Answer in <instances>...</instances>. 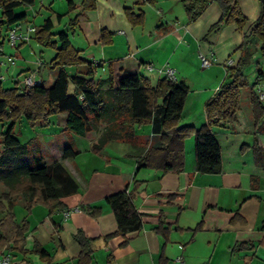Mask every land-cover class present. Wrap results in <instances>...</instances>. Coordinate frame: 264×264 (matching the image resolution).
I'll use <instances>...</instances> for the list:
<instances>
[{
    "label": "crops",
    "instance_id": "0c3cea01",
    "mask_svg": "<svg viewBox=\"0 0 264 264\" xmlns=\"http://www.w3.org/2000/svg\"><path fill=\"white\" fill-rule=\"evenodd\" d=\"M55 1L51 0L42 23L33 27L39 29L51 18L55 29L70 33L65 26L69 17L61 22L57 19V15L68 12V3L62 12L57 10ZM73 1L80 4L82 0ZM96 1V10L86 12L79 19L71 39L86 59L102 64L97 77H108L111 67L115 76L121 71L139 74L155 85L163 77L157 71L148 70L147 66L172 68L179 76L178 81L184 82L191 92L180 126L201 128L205 125V104L225 80L228 61H233V66L239 61L238 48L243 42L242 33L235 25L208 35L222 15L218 4L213 3L197 22L187 24L183 5L177 0ZM145 2L151 5L147 12L141 8ZM239 2L249 19L246 31L250 34L260 16V3L258 0ZM35 5L25 9L28 20L32 17L30 11L36 14L34 19L42 15L43 10L35 11ZM125 8H133L137 13L143 11L145 24L133 27L125 16ZM148 13L153 17L149 26ZM165 28H172V31L167 33ZM103 29L113 34L109 46L100 41ZM188 52L203 70L199 78L201 86H194L195 73L190 70ZM202 54L211 58L214 63L211 68L203 69ZM65 70L71 77L86 72L80 67ZM260 70L264 72V68ZM259 71L256 79L260 84L264 82V75L259 78ZM50 75L52 73H44L43 78ZM251 94L250 90L246 95L250 105ZM241 113L242 110L231 131L215 133L222 149L220 174L197 171L194 137L186 141V169L180 174L140 169L130 156L134 148L128 143H110L102 155L91 150L81 151L72 160L73 169L67 165L69 160H65V166L80 185L79 193L65 198L67 208L52 216L42 206L35 207L29 215L25 211L24 218L27 217L31 227L25 246L27 257L24 259L22 254L8 249L0 255L10 253L12 264H27V261L46 264L33 254L35 244H39L53 256V264H78L81 248L74 235L81 229L94 240L92 264H107L109 256L113 257L112 264H264V164L253 149L256 137L262 143L263 138L262 134L256 136L254 133L252 106L245 121ZM145 127L146 130L144 127L137 129L139 138L159 145V135L153 133L152 125ZM86 138L92 144L97 133ZM118 145L121 146L116 149V155H112L111 149ZM84 153L90 154L91 159H102V166H90L89 161H81L86 157ZM127 189L133 193L136 208L143 215L144 228L128 235L127 244L122 245L124 237H108L117 231V223L106 199ZM170 195L176 197L172 199ZM87 206L101 207L103 214L92 218L81 211L64 219L65 211ZM160 218L171 226L166 243L156 230ZM17 221H20L18 217ZM200 223H203L202 229L194 231Z\"/></svg>",
    "mask_w": 264,
    "mask_h": 264
},
{
    "label": "trees",
    "instance_id": "16d2710c",
    "mask_svg": "<svg viewBox=\"0 0 264 264\" xmlns=\"http://www.w3.org/2000/svg\"><path fill=\"white\" fill-rule=\"evenodd\" d=\"M183 5L187 24L197 22L206 10L217 3L222 15L214 24L208 35L223 28L235 25L243 36L238 48L241 57L236 65L227 66L226 77L220 88L205 104L207 123L201 128L180 126L185 115V107L191 95L190 89L182 81L159 79L155 85L139 74L115 76L110 67L106 78H98L101 63L95 64L86 59L72 43V36L79 19L88 11L97 7L96 0H82L76 4L68 0V12L57 15L58 22L69 17L65 25L69 31L55 32L51 18L44 21L32 39L39 45L56 51L55 58L49 64H41L39 73L49 66L58 68L57 76L42 78V82L30 92L4 90L0 81V122L11 125L2 135L0 143V254L8 249L27 257L25 249L27 237L31 231L26 218L17 221L15 208L23 202L27 215L37 206L45 207L49 215L56 211H64L67 205L64 199L77 195L80 185L67 167L60 160L51 164L36 157L28 144L22 143L15 133L20 119L27 117L31 122L47 121L52 115H66L65 132L86 138L97 133L92 142V151L103 154L110 143H128L134 148L130 156L137 161L140 169H153L163 173H183L186 169V141L195 139V155L197 171L202 174L222 173V149L216 139L217 131L229 132L237 121L241 110L242 90L250 86L245 70L259 56H264V0H258L261 12L256 26L248 34L249 19L244 14L239 0H177ZM36 0H0V29H5L6 36L1 33L0 53L4 49L8 32L13 26L27 21V14H18L16 9L22 6L32 7ZM125 16L133 27L143 26L146 15L133 8H125ZM167 33L172 28H165ZM207 35V36H208ZM207 38V37H206ZM101 43L109 46L113 42V34L106 29L101 32ZM68 67H86L85 73L70 76L65 70ZM264 75L259 71V78ZM71 83L74 85L70 93ZM259 81L251 87V106L253 113L254 133L264 135V102L259 100L255 89ZM152 125L153 133L159 135V145L139 138L137 129ZM254 153L264 164V146L256 137ZM81 154L75 143L64 150L61 158L73 160ZM170 195L169 198H175ZM117 223V231L108 237L125 238L122 245L128 242L127 236L140 232L144 228L143 215L139 213L134 202L133 193L128 189L113 194L106 199ZM81 209V208H80ZM92 218L103 214L101 207H84L81 209ZM203 227L200 223L194 231ZM165 243L168 241L171 226L160 218L156 227ZM74 239L80 245L81 253L78 264H92L94 241L79 229ZM242 247V245H241ZM33 254L46 264H53V256L41 245L35 244ZM109 256L107 264H112ZM27 264H31L27 261Z\"/></svg>",
    "mask_w": 264,
    "mask_h": 264
},
{
    "label": "rangeland",
    "instance_id": "374dc122",
    "mask_svg": "<svg viewBox=\"0 0 264 264\" xmlns=\"http://www.w3.org/2000/svg\"><path fill=\"white\" fill-rule=\"evenodd\" d=\"M37 1L38 2L35 5L34 10L37 12L39 10H43L42 15L39 16V18L34 19V16H36V14L30 11L29 14L32 17L29 20L27 19V21L21 25V32L27 33L28 29L31 26L34 25L39 26L42 23L43 17L46 14L45 11L47 10V7L49 6L51 0H37ZM134 1H139L142 3L143 0H134ZM55 3L57 4L56 5L57 10L62 12L65 11L64 6L67 7V0H56ZM148 4H149L148 2H145L144 4L141 5V8L144 9L146 12L148 11L149 8H151V5ZM43 6L46 7V9L42 8ZM26 8L28 7L27 6L19 7L16 9V12L18 14H24ZM1 14L2 12L0 11V22H1ZM149 16L150 17L147 23L148 26L152 24L151 22H153L151 20L153 18L152 15L149 14ZM5 31H6L5 29L3 30L0 29V36L1 33L6 36L7 33ZM54 31L57 32L59 31V29H55ZM30 35L33 36L34 34H30ZM1 39L2 38L0 37V40ZM55 54H56L55 50L48 49L46 47L39 45L34 39H32V37L28 42H21L19 40L16 48H13L8 42V39H6L4 49L0 53V81L2 83L3 89L4 90L15 89L19 93L23 92L24 90L22 86L25 79L27 77L32 76V74L35 72H38L36 74L39 80L44 77V73L45 74L52 73V76L54 77L57 76L58 68H50L49 66L43 73V76L40 75L39 73L40 65L49 64L52 61ZM187 58L190 61L189 62L190 70L191 71L193 70L195 73L194 86L195 87L201 86L202 82L201 80H199V78L203 76V70L199 65L196 64L195 61H193L194 58L192 56L191 57L189 56V52L187 53ZM209 60L211 61V58H209ZM212 64L214 65L213 62ZM262 68H264V56H259L245 70L250 86L242 90L241 116L244 119V121L248 119V112L249 113L251 112V105L248 102L246 95L250 93L251 87L254 84H256L258 71ZM80 70L86 71L87 68L80 67ZM69 72L73 73L71 71ZM177 78L179 79L178 74H177ZM259 85H264V82L260 83ZM70 87H71L70 93H73L74 85L71 83ZM249 120L251 122V118H249ZM65 121H66L65 114L52 115L49 117L47 121L38 120L36 122H31L27 117H24L20 119V121L17 123L15 127V133L22 143L28 144L30 150L35 152L34 155L36 157L42 158L48 164H51L55 160H60L64 163L65 160H63V158L61 157L63 151L70 145V143H75L80 151H89V150L92 151V144H90L87 138H83L74 134L69 135L68 133L65 132L64 129L66 124ZM10 125H11L10 122H6V121L0 122V143L2 141V135L7 131ZM144 128L145 130L147 129V127L145 126ZM262 138L264 143V135H262ZM95 140H92V142H94ZM119 146L121 145H118V147H114L111 149L112 155H116V149H119ZM84 156L86 157H82L81 161L84 162L89 161L90 166L92 165L95 167L102 166L103 163V161H101L102 159L100 158L97 160L93 158L91 159L90 154L88 155L86 154ZM67 165L70 169H73L75 166L72 160L67 161ZM0 190L3 191L4 188L1 187ZM15 212L17 214L18 219L20 221L23 220V218L25 217V209L23 208V202H21L18 206H16ZM1 217L2 215L0 214V218Z\"/></svg>",
    "mask_w": 264,
    "mask_h": 264
},
{
    "label": "built area",
    "instance_id": "2783aa9c",
    "mask_svg": "<svg viewBox=\"0 0 264 264\" xmlns=\"http://www.w3.org/2000/svg\"><path fill=\"white\" fill-rule=\"evenodd\" d=\"M145 1V0H144ZM37 28L31 26L28 29L27 33L21 32V26H13L9 32H8V42L13 48L17 47L18 41L20 40L21 42H28L31 39L30 34L36 33ZM201 62H202V67L204 69L211 68L212 67V62L209 60V58L205 55H201ZM233 65V61H228V66ZM147 69L150 71H157L163 78H166L167 80L170 81H177V72L176 70L169 68V67H161V68H155L153 65H148ZM38 72H35L32 74V76L27 77L23 83V90L24 92H29L32 88L35 86L39 85L42 82V79L37 78ZM256 95L258 96L259 100L264 102V87L262 85H259L255 89ZM82 210L80 208H72L70 210H67L64 212V219L68 220L73 213H78L81 212ZM180 261V259H178ZM0 264H12V255L10 253H4L3 255H0Z\"/></svg>",
    "mask_w": 264,
    "mask_h": 264
}]
</instances>
